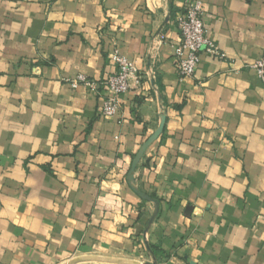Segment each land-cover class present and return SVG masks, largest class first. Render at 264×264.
Here are the masks:
<instances>
[{"label":"crops","instance_id":"1","mask_svg":"<svg viewBox=\"0 0 264 264\" xmlns=\"http://www.w3.org/2000/svg\"><path fill=\"white\" fill-rule=\"evenodd\" d=\"M200 1L181 78L186 0H0V264H264V0Z\"/></svg>","mask_w":264,"mask_h":264},{"label":"built area","instance_id":"2","mask_svg":"<svg viewBox=\"0 0 264 264\" xmlns=\"http://www.w3.org/2000/svg\"><path fill=\"white\" fill-rule=\"evenodd\" d=\"M178 27L182 41L175 47V55L177 57L176 69L181 78L195 76L200 62V53L203 51L216 58L225 57L220 48L207 35L204 9L200 0H186V8L184 14L178 19ZM112 61L116 66V71L107 78L102 86L109 93L102 106L104 117L117 115L122 96L130 90V81L136 74L134 63L121 55L119 51H114ZM252 68L264 83V54L252 65ZM71 85L73 88L83 85L92 91H97L100 88L96 81L85 75H78Z\"/></svg>","mask_w":264,"mask_h":264}]
</instances>
